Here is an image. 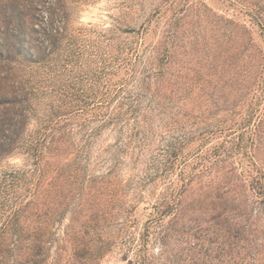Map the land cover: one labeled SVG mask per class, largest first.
I'll use <instances>...</instances> for the list:
<instances>
[{
  "label": "trees",
  "instance_id": "trees-1",
  "mask_svg": "<svg viewBox=\"0 0 264 264\" xmlns=\"http://www.w3.org/2000/svg\"><path fill=\"white\" fill-rule=\"evenodd\" d=\"M46 1L9 0L2 12L0 160L18 150L36 160L32 177L23 169L7 183L21 190L12 217L18 256L47 264L58 243L57 264L62 245L71 243L66 264H96L116 242L130 250L138 240V263L145 264L154 230L163 246L178 247L172 259L161 253L162 264H185L177 262L179 252L189 264H229L238 252L231 248L236 232L251 234L256 224L237 186L248 187L246 175L226 166L233 132L251 128L255 160L263 139L264 51L252 31L196 11L188 0H163L142 27L163 18L153 44L112 31L94 46L69 33L63 0ZM41 8L49 18L40 29ZM106 131L115 142H104ZM216 136L225 141L210 143ZM194 142L195 151L187 152ZM59 158L65 161L51 171ZM263 178V169L253 177L261 195ZM159 181L161 191H145ZM146 195L155 198L154 212L136 239L133 203ZM12 218L0 234L10 232Z\"/></svg>",
  "mask_w": 264,
  "mask_h": 264
},
{
  "label": "rangeland",
  "instance_id": "rangeland-1",
  "mask_svg": "<svg viewBox=\"0 0 264 264\" xmlns=\"http://www.w3.org/2000/svg\"><path fill=\"white\" fill-rule=\"evenodd\" d=\"M8 1L9 0H0V36H3L5 27L3 19L5 15L2 14L4 10L3 7ZM161 1L163 0H63V4H65L68 13L69 33L76 34L77 38L81 37L82 40H90L93 42L94 46H97L98 42L103 40L99 39L101 33L110 34L112 31H115L121 39L129 41L135 40L139 42V45L142 44L145 46L153 44L159 38L162 26L161 20L163 18L156 15L152 17V22H149V24L148 22L146 23V30L142 27L147 18L154 13V8ZM189 2L194 7V10L208 16L210 15V17H220L223 18V21L226 18H230L235 20L238 24L248 26L256 39L257 46L264 51V0H188V3ZM42 3L44 6H49V2L46 0H43ZM255 4L261 6L263 10L261 12H256L259 8L256 7ZM54 6L56 7V5ZM41 9L43 11L37 10L36 13L38 17L36 22L40 29L41 26L45 25L46 18H49L46 10L44 8ZM57 11L55 17L56 20L60 21L64 15L60 11V8L57 9ZM193 17H196V14H194ZM209 27V24H207V29H209ZM136 30H138L139 33H136ZM83 43L87 50H92L90 49L91 45L90 47H86V42ZM33 44H35L34 46L42 45L40 41H33ZM88 44L90 43L88 42ZM34 120L35 117L31 120L33 124L31 128L34 126ZM262 136V144H260L259 150L257 151L259 156L256 160L253 158V155L256 154L254 150H256L257 143L254 140L255 136L252 134L251 128L236 130L230 136L233 138L232 142L227 144L228 147L231 148V157L227 158L226 166L231 170H233L234 167L237 168L239 175L240 173L246 175L248 187H242L240 184H237V186L239 185V190L245 193L244 201L248 203L245 212L251 214L253 217L252 219H255L256 222V224L251 227L254 228L251 234L250 228L240 229L236 232L239 236L235 238L236 242L231 248L237 249L238 252L229 260V264H264V203L262 202V200H264V195L258 193L259 189L257 186H253V177L258 174L259 170L263 169L264 171V133ZM237 137H239V139H237ZM102 139L105 140V143H113L115 142V134L106 131L103 133ZM223 141H225V139L216 136L210 143L219 144ZM198 144L199 142H194L192 145L188 146L186 151L193 153ZM64 161V158H59L57 162H52L51 168L49 169L52 171L57 164L63 163ZM34 162H36V160L23 150H18L11 156L0 160V227L4 226L8 222V219L13 217L14 210L18 206V196L21 192L17 184L13 188H9L7 187V183L10 182L12 174L20 172L23 169H26L25 173H29L28 177H32L34 173L32 171L36 168ZM66 162L68 161L66 160ZM44 165L45 163H42V166ZM46 168H48V166H46ZM104 170L105 168L101 169V172ZM126 171L129 172L128 169H126ZM127 174L129 173H124L125 178H127ZM230 175L233 176V178L235 176L237 179L236 174L231 172ZM163 186V183L159 181L156 187L149 186L145 191H148L147 193L152 190H157L159 192L163 189ZM32 192L33 189H31L28 195ZM153 202H155V198L146 195L144 199L139 201L135 200L133 203L136 205V211L133 212L135 222L132 224V230L138 234L136 239H139V234L146 232L145 224L151 216V213L154 212ZM11 211H13V213H11ZM197 216H199V218L204 217L202 213H199ZM28 222H30V218ZM15 223V218H12L10 232H8V234H0V248L4 250L0 253V264H26L27 257L30 256L29 254L26 256L24 255L25 257L18 256L21 254L16 244L17 226ZM68 224L69 220L66 219L63 221V225H60L61 229L59 230V235L61 237L65 230L64 226ZM103 228L105 229L104 225ZM155 234V231L152 230L149 243L151 246L149 252L150 257L146 258L148 252L142 254V257L147 259L145 264H162L163 254L161 253L167 251L166 254H170L173 247L174 249L178 248L174 246V244L172 246H163L160 240L155 239ZM135 243V245L132 243L130 250H128L121 245V242H116L113 246L109 247L105 256L103 255L96 264H139L138 261L141 262V257H139V254L137 255V250L139 248L138 240H136ZM57 244L58 243L54 245L53 249L49 250V252H51V257L47 264L55 263L56 260L54 257L56 256L55 249ZM177 244L182 245L183 242L181 244L177 242ZM62 246H64V248L61 251L62 255H60L57 264H66L70 262L71 259L73 260L70 255L73 245L68 243ZM179 253L181 254V258H178L177 262L189 264V262L185 261L186 254ZM172 258L173 255L170 254V259ZM86 264L91 263L87 261Z\"/></svg>",
  "mask_w": 264,
  "mask_h": 264
}]
</instances>
